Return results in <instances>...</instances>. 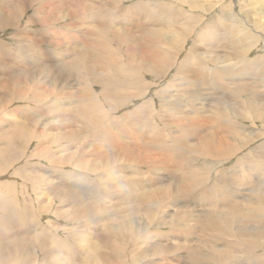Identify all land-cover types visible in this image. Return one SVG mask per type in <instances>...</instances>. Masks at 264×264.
<instances>
[{"label":"rangeland","instance_id":"rangeland-1","mask_svg":"<svg viewBox=\"0 0 264 264\" xmlns=\"http://www.w3.org/2000/svg\"><path fill=\"white\" fill-rule=\"evenodd\" d=\"M76 1H81L80 4L86 6L87 12L83 14L84 16H73V14L82 13L81 8L74 4ZM180 1L183 3L184 1L202 2L201 0H0V150L7 145L15 149L17 146L20 148L27 147L26 154L31 157L27 158L26 161L22 160L13 162L8 166L5 164L0 166L3 169L0 173V190L5 191L10 196H13V194L17 196L14 201H16V206L19 209L22 208L24 198H28L26 200H29L28 204L25 205L27 210L24 213L21 212L20 222L28 223L29 229L42 227L45 231L57 234L62 239L68 238L67 242L72 245H77V236L81 232L88 233L95 238L97 234L93 233V230L97 223L95 224L91 219H88L87 213L94 206L96 198L87 199L86 190L94 188L97 191L100 207H98L96 216L119 209L115 208L120 203L119 198L110 201L109 193H106L108 198L100 197L106 191H119V183L123 182L122 176L118 180H114L108 179L112 177L111 174L102 175L101 173L108 163L101 157L110 152L108 144H112V141L125 146H128L130 142H134L138 146V150L141 151V157H146L147 160H150L151 154L159 156L158 161L167 167V171L165 170L163 174L172 175V171H176V169L173 168L172 161L167 160V157L165 158L163 154L165 152L171 153L174 160H176L178 153L175 154L170 151V148L173 147V141L178 146L187 145L186 148H189V146L192 148V146H197L199 141L203 140L202 136L206 134L211 136L212 131L218 135L222 134L221 129H225L222 121L226 116L222 113L216 116L210 114L211 108H219L218 104L220 102L223 103L221 105L223 111H232L233 109L239 115L245 116L246 121L243 124L255 123L246 127H250L257 133L264 130L258 120L251 118V110H246L250 104H257L264 111V100H262L264 94L261 98H258L254 90H252L253 99L249 98L248 91L244 92V95H236V97L238 96L236 99L235 96L221 94L224 91L215 90L216 93H214L202 89L204 90L202 91L204 92L202 97L210 96L208 99L204 98L205 100H203L202 97L199 99L197 96L189 103L187 97L179 98L180 100L177 103L180 102V106H178L176 112L160 111L163 108L161 99L159 100L155 95L157 88L168 86L166 93H164V96L167 97L170 94L171 85L175 82H201L204 80L200 74L194 71V69H198L197 66H188L187 70L189 72H186V70L184 72L176 71L178 62L186 56V53L192 52L191 54L194 53L192 57L202 58V56L197 57L196 55L199 51L209 56L210 54H222L227 50H225L227 41L219 35L217 30H211L213 28L209 27L211 29L205 31V33L210 38L203 36L201 29L203 24L208 22L207 24H213L216 28L219 25L216 20L222 15L231 13L233 6L235 11H241L240 14L244 16L250 13V15L247 14V18L251 23L254 18V15H252L254 9L248 5L250 4L249 0H211L215 5L210 11L208 10L209 12L206 15L201 14L196 9H190L189 3L180 4ZM145 3L149 4L151 8H154L153 4L156 3L171 5L170 7L159 5L158 8L155 6L157 13H159V15L155 13L156 16L174 20L170 25L171 27L167 29L179 28L180 24L182 25L180 17H192L190 19L192 23L187 31V37H185L187 43H183L184 46L178 48L180 51L175 57L171 53V60L168 61V64L161 65L158 69L159 72H156V70L151 72L152 66L148 64L149 61L146 62L145 60V57L146 59L151 57V51L148 50L158 47L157 42H155V40L157 41L155 39L156 35H149L150 32L147 31L149 30L148 17L145 16L147 12L142 14V6ZM256 4L259 5V3ZM205 6L208 9L210 8V5ZM160 7H164L165 10H160ZM196 17L201 18V20L197 21ZM141 21L143 26L138 25ZM119 25L122 27L120 28ZM221 28L224 30L223 26ZM259 41H261L260 45L253 47L244 55L247 57L234 55L230 60L215 61L206 67L204 66L206 68L205 73L209 71L208 67L220 70L224 66V69H227L229 65H231L229 72L232 73L234 69L239 68L240 62L244 59L252 61L258 55L264 54L263 38H259ZM150 43L155 45L150 47ZM192 49L195 51L190 52ZM37 54L40 60H37ZM78 61H82V64L74 70L73 64ZM159 61L157 62L159 63ZM59 62L69 65L60 68ZM242 64L241 69L247 68L248 71L250 70L245 62ZM45 68L47 71L44 70ZM119 68H122L127 74H124V78L128 79L132 74H135L142 83L133 82L134 87H132L130 82H127L129 88L120 90V94L115 98V101H118L117 103H120V105L111 114H96L89 117L75 114L76 116L71 115L70 117L74 116L72 120L75 123H71L69 119L63 124L47 125L48 128L45 129L43 125L35 123V114L40 115V121L47 115L51 119L53 118L54 110L45 108V103H48V101L56 104L64 103L67 100L72 101L70 104L71 109L74 108V113H76L79 110L77 100L83 94H90V97L98 100L103 104L102 106L105 105L106 107L111 102L108 91H105L107 86L102 85V82L94 81H102L103 73L107 75L113 73L116 78L121 80L122 78L119 77H122L123 73L118 70ZM68 69H71L72 72H69ZM204 78L205 82H212L209 77ZM48 79H50V82H47ZM118 81L113 82L112 86L116 85L115 83ZM225 81L219 80V82ZM243 81L244 79L241 80V82ZM250 82L249 79L246 80V83ZM141 89L143 91L148 90L151 94L143 97L133 96ZM258 91L261 93L263 89L260 88ZM212 93L213 95H211ZM33 94L37 96L34 102L30 100ZM245 95H248L246 96L247 101L243 99ZM148 97L153 99L152 103L147 104V106L153 108V115L148 114L146 110L144 100ZM122 99L124 101H121ZM239 99H242L240 103L238 102ZM66 105L68 104L64 103V106ZM138 106L142 108L139 116H137ZM241 109L244 111H241ZM59 118L63 120L62 116ZM106 118L111 119L112 124H104ZM16 121L23 123V129L28 128L27 133L30 137H27L24 131H22V134L18 132ZM197 122L200 124L199 129L194 126ZM122 130L128 131L123 133ZM104 131L105 133L110 131L115 140L111 134H105ZM48 132L52 133L48 134ZM186 132H192L195 135L191 136V139L184 138ZM176 133L177 135H175ZM104 134L106 139L102 140ZM54 136L56 139L53 138ZM133 136L137 138L134 140ZM263 138L261 137L259 140L261 141ZM259 140L257 141L260 142ZM254 142L250 144L251 146L248 145L250 149L256 147L255 144L258 142ZM25 143H28V145L24 146ZM166 146L169 147L168 150L165 149ZM188 151H191V149ZM241 154L239 153L237 156ZM43 156H46V159ZM48 156L54 158L55 162H50ZM236 157H231L230 160L228 159L229 161L227 160L221 166H218L220 167L218 169H221L220 173L223 172V169L230 167L235 162ZM100 158L101 161H99ZM26 162H28V165H26ZM122 163L125 175H128L130 173L128 171L131 169L136 170V168L142 171V175L144 174V177L138 174H133V177L126 176L130 179H146V176L149 175L162 176L160 174L162 170H152L148 163L142 165V163L137 162L136 166L124 161ZM21 164H25V167H20ZM80 165L82 168H80ZM111 165L113 166L111 167L112 170H118V167H120L119 164L115 163H111ZM17 169L23 175L22 178L14 174ZM145 169H150V172ZM120 174L123 175L122 172ZM24 177L29 181H25ZM164 177L166 178V176ZM231 181L233 182L229 183L228 186L235 189L239 188L233 184L234 180ZM66 187L77 191L78 197L70 201L74 202V205H68L69 203L67 204L64 201L66 196H63L65 192H62ZM98 191L101 193L100 195ZM236 193L246 197L244 192L236 190ZM105 224L112 223L107 219ZM166 230L165 227L158 229V231ZM65 232H72V235ZM116 262L114 264H117ZM175 262L169 261L171 264H175Z\"/></svg>","mask_w":264,"mask_h":264},{"label":"bare ground","instance_id":"bare-ground-1","mask_svg":"<svg viewBox=\"0 0 264 264\" xmlns=\"http://www.w3.org/2000/svg\"><path fill=\"white\" fill-rule=\"evenodd\" d=\"M201 1L199 3L187 1L183 3L180 1V4L185 5L189 3L190 9H196L201 14L206 15L215 4L211 0ZM80 3L81 1H76L74 4L81 8L82 13L73 14V16H84L83 14L87 12L86 6ZM249 3L248 5L254 9L252 23L247 18V14L250 15V13L244 16L240 14L241 11H235L233 6L231 13L222 15L216 20V23L219 24L216 28L213 24H207L208 22L203 24L201 28L203 36L207 37L208 35L205 31L211 28H213L211 30H217L219 35L223 39H226L225 50H227L222 54H210L209 56L206 53L197 51V57L202 56V58L192 57L194 53L191 54V51H195L193 49L190 50L191 53L187 54L185 52L186 56L178 62L176 71L184 72L186 70V72H189L187 70L188 66H197L198 69H194V71L200 74L204 80L201 82H193L187 81L186 78L187 82H175L171 85L169 90L170 94L167 97L164 96V93H166L168 86L166 88H157L155 95L162 101L161 106L163 109L160 110L161 112H176V109L180 106V102L177 103L180 100L179 98L183 99L187 97V102L190 103L197 96L201 99L200 97L204 94L202 92L204 90H210L214 93H216L215 90L220 92L224 91L221 94H229L232 97L235 96L234 98L236 99L238 97L236 95H244L243 93L246 91L249 92V98L253 99L254 94L252 90H254L258 98L262 97V94H264V54L258 55L252 61L244 59L240 62L239 68L234 69L232 73L229 72L231 65H227V69H224V66L220 70L208 67L207 69L209 71L205 73V67L210 63L225 59L230 60L234 55L243 58L247 57L244 55L249 50L260 45L261 41H259V38H263L264 41V0H249ZM256 3H259V5ZM153 5L154 8H151L149 4L145 3L142 6V14L147 12L145 15L148 17L147 20L149 22V30L147 31L150 32L149 35H156L155 39L157 41L155 40V42L158 45L157 48L154 47L148 50L149 52L151 51V57L147 58L148 60L145 57V60L146 62L149 61L148 64L152 66L151 72H155V70L157 72L161 65H166L171 60V53L175 57L180 51L178 48L184 46L182 44L186 42L185 37H187V31L192 23L190 20L192 17H180L182 25L180 24L179 28L167 29L171 27L170 25L174 20L159 17L156 9L159 5L164 7H170L171 5L159 3ZM205 5H210V8H206ZM164 7H160V10H165ZM155 13L158 15L156 16ZM196 20L199 21L201 18L196 17ZM138 25L143 26L142 21ZM222 26L224 30H222ZM114 27L116 26L114 25ZM154 45L151 44L150 47ZM38 54L36 57L37 60H40ZM178 59L180 58L178 57ZM156 60H160L159 63ZM244 62L250 68L249 71L247 68L241 69L242 63ZM63 63H58L60 68H65L69 65ZM81 64L82 61L74 63V70ZM44 70L47 71L46 68ZM68 70L72 72L71 69ZM118 70H121L122 72H120L123 73L122 77L118 76L122 78L121 80L116 78L113 73H108V75L103 73L101 77L102 81H94L102 82V85L107 86L105 91H108L111 102L106 107L105 105L102 106L103 104L98 100L90 97V94H83L77 100L79 110L76 113H74V108L71 109L70 104L72 101H64L65 104H68L66 106H64V103L56 104L55 102L48 101V103H45V108H52L54 110L53 118L51 119L47 115L40 121V115L35 114V123L43 125L45 129L48 128L47 125L63 124L69 119L71 123H75L72 120L76 116L75 114H80L82 117L105 113L111 114L120 105V103H117L118 101H115L117 95L120 94V90L129 88L127 82H130V86L132 87H134L133 82L142 83L135 74H132L127 79L124 78V74H126L124 70L122 68ZM204 77H209L212 82H205ZM243 79L244 81L241 82ZM247 79L251 82L246 83ZM116 80L121 82L118 81L115 83L116 85L112 86V83ZM219 80L226 81L219 82ZM47 82H50V79ZM104 82L111 85H107ZM182 85L184 86L182 87ZM145 87L147 88V86ZM260 88L263 89L261 93L258 91ZM147 94L150 95L151 92L141 89L133 96L143 97L144 95L147 96ZM248 95H245L243 99L247 101L246 96ZM209 97L203 96L202 98L205 100ZM36 99L37 96L35 94L30 97L32 102ZM241 100L239 99L238 102L240 103ZM262 100L264 99L262 98ZM121 101L124 100L122 99ZM144 101L146 102L147 113L153 115V108L147 106L149 102H153V99L148 97ZM171 101H175L176 103ZM222 104L220 102L218 104L219 108L217 109L216 107L211 108L210 113L212 116L222 113L228 118L222 121L225 129H221V135L215 134L212 131L211 136L208 134L202 136L201 138L203 140L199 141L197 146H192V148L190 146L186 148L187 145L178 146L173 141V147L170 148V151L175 154L178 153L176 160H174L171 153L165 152L163 154L165 158L167 157V160L172 161V166L176 169V171H172V175L169 173V175L163 174L167 167L158 161L159 156L157 157V155L151 154L150 160H147L146 157L142 158L141 151L138 150V146L134 142H130L128 146L116 141L108 144L110 152L101 157L108 163L104 166L102 169L103 172L101 173L102 175L111 174L112 177L108 179L114 180H118L122 176L123 182L119 183V191H106L102 195L98 192L100 197L103 198L107 196L106 193H109L110 201L119 198L120 203L115 207L119 209L109 211V213L102 214L101 216H96L98 207H100V200L94 188L87 189L86 198H96L97 200V202L96 200L94 201V206L87 213V218L91 219L93 223H97L96 226L93 225V233L97 235L94 238L88 233L81 232L77 236V245L70 244L67 242L68 238L62 239L57 234L55 235L54 233L45 231L42 227L29 229L30 226H28V223L20 222L21 212L24 213L27 210L25 205L27 206L28 204L27 202L29 200L26 201L28 198L26 199L23 196L25 201L22 208L19 209L16 206V201H14L17 196L14 194L10 196L5 191L0 190V264H114L116 261L117 264L118 262L119 264H171L169 261H176L175 264H264V130H260L261 132L257 133L250 127H246L248 125H254L255 123L243 124L246 121L245 116L239 115L233 109L232 111H223ZM141 109L138 106L137 116L140 115ZM246 110H251V118L258 120L264 128L263 109L257 104H250ZM241 111L244 110L241 109ZM71 115L74 116L70 118ZM61 116L63 120L59 118ZM49 118L50 120H48ZM16 123L18 132L22 134V131H24L27 137H30L27 133L28 128L23 129V123L20 121H16ZM105 123L112 124L111 119L106 118ZM194 126L196 129H199L200 124L197 122ZM127 131L122 130L123 133H127ZM51 133L48 132V134ZM106 133L108 135L111 134L110 131ZM105 134L102 140L106 139ZM193 135L195 134L192 132H186L184 138L191 139ZM112 137L115 140L113 135ZM261 137L263 140L260 141L259 139ZM53 138L56 139L55 136ZM136 138L133 136L134 140ZM253 141L258 143L255 144V148L250 149L248 145ZM27 145L28 143L24 144V146ZM165 149L168 150L169 147L166 146ZM190 149L191 151H188ZM241 149L245 151L242 152L240 151ZM26 150L27 147L20 148L17 146L15 149L8 145L5 146L0 150V166L4 164L8 166L13 162L26 161L27 158H31L26 154ZM239 153L242 154L237 156ZM231 157H236L235 162L230 167L223 169V172L220 173L221 169H218L220 168L218 166H221ZM43 158L46 159V156H43ZM47 158H49L50 162H55L51 156ZM101 158L99 161H101ZM122 161L128 164H135V166L137 162L142 163V165L143 163H148L150 169L152 168V170L154 169L156 171L162 170L160 174L163 177L150 176L148 174L149 176H146V179H130L126 176L133 177V174L142 175V171L137 168L136 170L131 169L128 171L130 173L126 172L128 175H125ZM111 163L119 164L120 167L118 168L120 170H112L111 167L113 166ZM26 165H28V162H26ZM20 167H25V164H21ZM80 168H82L81 165ZM18 169L14 174L22 178L23 175ZM150 169L145 170L149 171ZM1 170H3L2 167H0V173L2 172ZM121 172L123 175L120 174ZM151 173L153 174V172ZM142 176L144 177V174ZM26 180L28 179L25 178ZM231 180H234L235 182L233 184L239 188L235 189L234 187L228 186L229 183L233 182ZM236 190L244 192L246 197L240 196L236 193ZM62 193H64L63 196H66L64 201L67 204L69 203L68 205L75 204L70 201L78 197L77 191L73 188L66 187ZM99 210L101 209L99 208ZM105 218L110 220L112 224L106 225L107 219ZM161 227H165L167 230L158 231ZM65 233L68 234L69 232ZM69 234L72 235V232Z\"/></svg>","mask_w":264,"mask_h":264}]
</instances>
